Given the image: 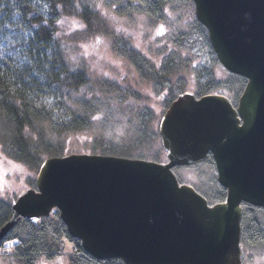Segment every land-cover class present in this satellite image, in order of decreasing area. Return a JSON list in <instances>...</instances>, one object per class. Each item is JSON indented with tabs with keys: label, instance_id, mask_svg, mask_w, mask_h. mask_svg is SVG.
<instances>
[{
	"label": "water",
	"instance_id": "1",
	"mask_svg": "<svg viewBox=\"0 0 264 264\" xmlns=\"http://www.w3.org/2000/svg\"><path fill=\"white\" fill-rule=\"evenodd\" d=\"M222 67L247 80L238 106L223 95L183 93L159 134L165 163L94 154L47 158L36 188L20 193L0 243L16 220L56 214L84 251L123 264H244L243 204L264 210V0H193ZM214 155L227 190L209 205L176 167Z\"/></svg>",
	"mask_w": 264,
	"mask_h": 264
},
{
	"label": "rangeland",
	"instance_id": "2",
	"mask_svg": "<svg viewBox=\"0 0 264 264\" xmlns=\"http://www.w3.org/2000/svg\"><path fill=\"white\" fill-rule=\"evenodd\" d=\"M77 1L98 13L97 21L92 24L91 30L85 28L77 31V28L83 26L79 19L64 16L60 10L44 0H21L15 12L1 17L0 67L6 68V62L19 59L18 65L25 63L31 65L30 69L39 70V64L32 61L29 63L31 57L28 58L25 51L30 41L36 39L34 31L39 24V18H42L49 22L53 34L51 41L38 42V49L44 50L47 57L44 65L46 72L42 75L43 78L60 75L61 79L55 88L56 96L45 95L44 98L43 107L48 110L51 119H46L39 125L45 129L42 140L55 151L66 150L64 156L96 155L95 153L100 152V155L119 158L133 154L132 157L140 160L167 162L159 127L165 114V102L161 97L169 85L164 83L165 80L160 83L158 79L145 85L142 74L132 68L130 70L126 60L115 54L114 39L119 35L130 39L135 47L145 54V58L149 59L141 61L144 75L150 80L154 77H166L172 84V93L181 91L179 83L192 82L199 89L202 81L194 78L197 72L213 68L216 71L220 62L210 43L206 27L197 22L195 7H192L193 15L189 14V17L188 5L191 0H165L157 3L162 9L159 11L161 14L156 17L141 0ZM101 2L105 7L97 9L95 5ZM109 5H116V8ZM54 11L56 15L53 14ZM6 12L9 13L7 9ZM58 19H63L64 24L58 25ZM161 25L165 27V32L163 35H157V29ZM57 32L59 36L56 35ZM112 35H115L114 39ZM178 70L181 73L186 71L187 76L189 72L191 76L181 79L184 75H178ZM77 72L86 73L89 81L75 90L68 89L63 84L64 78ZM217 72L218 76L215 75L210 89L220 92L226 89L224 83L226 80L230 82L231 77L220 69ZM104 73L108 75L105 76ZM0 74L11 80L9 85L14 90L22 88L23 82H18L16 76L13 80L8 73L5 76L2 72ZM112 80L125 88H132L139 97H124L108 89L104 90L103 84ZM232 81L236 79L233 78ZM239 90L240 87H237L235 91ZM44 101L39 100L38 103L43 104ZM72 115L88 118V128L77 132L57 128L68 122ZM95 116L100 119H93ZM35 131L34 128L30 129L32 133ZM11 133L8 120L0 118V215L9 213V208L20 193L36 187L38 175L27 162L21 160ZM174 173L181 184L194 187L209 203H213L216 193L223 188L218 183L217 168L213 163L178 167ZM259 225L262 229L259 227V230L263 232L259 234L254 233V226L247 225L250 242L243 247L244 264H264V221ZM16 235L28 239V233L25 231L18 230L14 233L15 237ZM75 247L76 249H72L75 256L80 258L87 254L82 246ZM69 248L68 246L70 251ZM25 258L19 255L5 258L0 254V264H27ZM90 263L100 264L96 260ZM33 264H72V257L68 254L55 255L54 258L39 256Z\"/></svg>",
	"mask_w": 264,
	"mask_h": 264
},
{
	"label": "trees",
	"instance_id": "3",
	"mask_svg": "<svg viewBox=\"0 0 264 264\" xmlns=\"http://www.w3.org/2000/svg\"><path fill=\"white\" fill-rule=\"evenodd\" d=\"M44 1L48 3L50 2L52 6L60 10L64 16H72L79 19L83 25H87L86 29L88 30H91L92 24L97 21L98 13L90 10L88 7L85 8V6L80 5L77 0ZM141 1L144 2L146 7H148L150 13L157 17L161 14L159 11L162 9L161 5H158L157 3L165 0ZM20 2L21 0H0V14L2 13L0 19L6 14L9 15L10 13L15 12L14 10ZM77 3L80 5L79 8L75 7ZM6 9L9 13L6 12ZM197 22L200 24L198 20ZM38 23L39 24L34 31L36 39L30 41L25 53L28 55V58L31 57L29 63L32 61L39 64V70L35 71L33 68L30 69L31 65L25 63L18 65L19 59H12L10 62H6V68L3 66L0 67V73L2 72L4 76L8 73L12 78L16 76L18 82H23H21L22 88H20V90H14L9 85L11 80L2 77L0 74V118L8 120L10 130L12 131V141L21 160L27 162L31 169L36 170V173H38L47 158H53L56 156L66 157L63 155L66 153V150L61 149L55 151L49 147L48 143L42 140V135H44L45 129L39 127L42 121L51 119L48 110L43 107L45 103L44 98L46 96H56L55 88L58 87L61 79H59L60 75L52 76V78H43L42 73L46 72L44 65L47 62V57L44 50L38 49V42L41 40L51 41L53 34L52 31H50L51 25L49 22L39 18ZM202 26L204 25L202 24ZM115 35H112L113 39L115 38ZM113 50H115V54L122 60H126L125 63H130L136 71L140 72L142 77L145 76L141 61L146 60V58L143 56L144 54L135 47L130 39L119 35L114 39ZM7 70L9 71L7 72ZM88 81L89 78L86 73L77 72L66 76L63 80V84L67 86L68 89L75 90L76 88L85 85ZM237 83L240 87L237 95H241L246 88L247 80L244 78L243 81L237 80V82H234V85ZM103 88L104 90L108 89V91L120 94L124 97L132 96L135 99L139 97L137 92H134L132 88H125L123 85L119 84V82L114 80L107 81L105 85L103 84ZM39 100L44 101L43 104L38 103ZM71 117L72 118H69L68 122L63 123L62 126H57V128L64 131L69 129L72 132L88 128L90 124L88 118L73 115ZM31 128L36 129L35 133L30 132ZM26 129L27 131H25ZM95 154L99 155L100 152L99 154ZM132 156L134 155H122V157L125 158L129 157V159H138ZM226 198L227 190L225 188H220L216 193V199L212 201V204L221 203L226 200ZM243 206L242 239L244 245L247 244V242H250L247 232L248 224H251L252 227L254 226V233H263L259 230V224H263L264 211L261 208L250 206L248 204H243ZM13 213V207L11 206L8 214L4 213L3 215H0V229L12 218ZM18 230L28 233V239L26 240L18 235L15 237L14 233ZM10 241H19V243L12 245L11 250H9ZM52 243H54V245H51ZM68 246L70 247V251L68 250ZM75 246L81 248L79 241L69 235L67 227L64 225L60 217L54 215L52 217L43 218L37 221V223H33L28 219L20 218L16 220L14 230L6 237V241L0 243V254L5 258L6 256L13 255L25 256L27 264H33L39 256H45L46 258L51 256V258H54L55 255L61 256L68 254L72 257V264H91L90 258L86 255H82L79 258L73 254L72 249H76ZM117 262H119V260L104 261L102 264H116ZM119 264L123 263L119 262Z\"/></svg>",
	"mask_w": 264,
	"mask_h": 264
},
{
	"label": "flooded vegetation",
	"instance_id": "4",
	"mask_svg": "<svg viewBox=\"0 0 264 264\" xmlns=\"http://www.w3.org/2000/svg\"><path fill=\"white\" fill-rule=\"evenodd\" d=\"M191 4H192V0H191ZM192 12H193V8L191 7L189 14L193 15ZM164 29H165V27H164ZM142 54H144V53H142ZM143 56L145 57V54ZM218 64L219 65H217V70L216 71H214V68H213L212 70L204 69L203 71L197 72V74L195 75L194 78H197L200 81H202L201 88L199 87V89L196 87L197 85L193 84L192 82H188V83L186 82V83H183V84H180L179 83V87H180L179 90H181V91H179V92L173 91V93H172V91H171L172 84H170V81L166 77H164V76H161V78L154 77L152 80H150L147 76H144L143 77V80L144 81H148V82H145V85L152 84L154 82V80H156V79L160 80V83L163 80H165L164 83L166 85H169V88L167 90L163 91L162 97H161V98H163V100L165 102V112L173 104L174 100L178 96L182 95L183 93H192V94H195V96L197 98L204 97L205 95H216V94L223 95L225 97L230 98L234 102V106L237 107L238 106V101L240 99L239 98L240 96H237V92L235 90H237L236 87H239V84L237 83V84L234 85V82H237V80L238 81H241V80L243 81V78L231 74L229 71H227L222 66H220V63H218ZM128 67L130 68V70H131V68L133 70H135L134 67L130 65V63H128ZM159 67L160 66H158V68ZM219 69H220V71L222 73L224 72V74L227 75L229 78L231 77V81L230 82H229V80H226L225 81L226 83H224V87L226 89H222L221 90L222 92L221 91L220 92H218V91L215 92V91H212V89H210V87H211V84L214 82L215 75L218 76V72L217 71ZM182 70H183V68L180 69V71H182ZM180 71L178 72V75H180V76L184 75V76L181 77V79H188L187 77L188 76H191V74L189 72H188V76H187L186 71H183L182 73ZM233 78L236 79V81L233 82L232 81ZM190 84H193V85L190 86ZM194 87H195L196 90H194ZM197 91H200V92L197 93ZM147 94L150 96V94L148 92H147ZM163 100H162V102H163ZM204 163H213V164L215 163L214 155L211 152L208 153L207 159H206V161ZM90 261H93V260H90ZM97 262L100 263V264H102L101 261H97Z\"/></svg>",
	"mask_w": 264,
	"mask_h": 264
},
{
	"label": "snow or ice",
	"instance_id": "5",
	"mask_svg": "<svg viewBox=\"0 0 264 264\" xmlns=\"http://www.w3.org/2000/svg\"><path fill=\"white\" fill-rule=\"evenodd\" d=\"M75 7L79 8V7H80L79 3H77V4L75 5ZM95 7H96L97 9H100V8L105 7V5L103 4V2H101V3L96 4ZM109 7L116 8V5H109ZM85 8H87V6H85ZM53 14L56 15L55 11L53 12ZM105 15H107V13H105ZM113 19H115V18H113ZM56 23H57L58 25H63V24H64V20H63V19H58ZM86 27H87V25H83V26H81L80 28H77L76 30H77V31H82V30H84ZM164 32H165L164 27H163L162 25L159 26L158 29H157V35H163ZM56 35L59 36V35H60L59 32H57ZM97 42H99V40H97ZM81 47H84V46L81 45ZM137 47H139V45H137ZM73 59H75V58L73 57ZM104 75L107 76L108 74H107V73H104ZM93 119H97V120H98V119H100V117H99V116H95V117H93ZM25 131H27V129H26ZM18 243H19V241H10V242H9V250H11V246H12V245H16V244H18Z\"/></svg>",
	"mask_w": 264,
	"mask_h": 264
},
{
	"label": "bare ground",
	"instance_id": "6",
	"mask_svg": "<svg viewBox=\"0 0 264 264\" xmlns=\"http://www.w3.org/2000/svg\"><path fill=\"white\" fill-rule=\"evenodd\" d=\"M193 4H194V3H192V4L190 3V4L188 5V9H189V10H188V16H189V17H190V15H189L190 12H189V11H190L191 7L194 6V7L196 8V5H195V4L193 5ZM196 17H197V14H196Z\"/></svg>",
	"mask_w": 264,
	"mask_h": 264
}]
</instances>
